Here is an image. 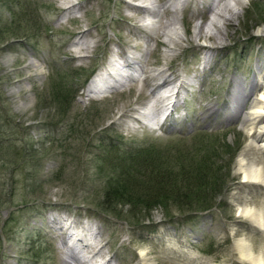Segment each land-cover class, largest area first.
Instances as JSON below:
<instances>
[{
  "label": "rangeland",
  "instance_id": "obj_1",
  "mask_svg": "<svg viewBox=\"0 0 264 264\" xmlns=\"http://www.w3.org/2000/svg\"><path fill=\"white\" fill-rule=\"evenodd\" d=\"M155 1L0 0V117L18 126L20 156L47 181L28 193L22 171L12 181L13 166L0 164V264L32 263L30 239L40 237L38 264H249L232 256L239 238L264 250V232L238 212L249 201L264 208V189L243 183L237 168L242 153L258 154L243 118L264 90V0H241L216 26L214 0H190L176 18L182 39L169 46L146 31ZM127 57L131 66L122 68ZM138 58L149 76L169 67L173 84L164 88L157 76L141 91L144 84L126 82L140 75ZM153 90L158 111L173 110L161 125L146 116ZM61 94L70 101L58 100ZM141 145L200 158L202 148L214 147L209 163L220 170L222 193L206 209H159L140 220L127 207L104 211L95 192L109 178L99 163ZM88 242L93 248L80 251Z\"/></svg>",
  "mask_w": 264,
  "mask_h": 264
},
{
  "label": "trees",
  "instance_id": "obj_2",
  "mask_svg": "<svg viewBox=\"0 0 264 264\" xmlns=\"http://www.w3.org/2000/svg\"><path fill=\"white\" fill-rule=\"evenodd\" d=\"M57 99L67 103L70 98L69 95L61 94ZM16 128L18 126L9 123L7 118L0 117V164L13 166L12 181H17V175H20L17 171H22L24 189L30 193L43 187L47 181L37 175L40 172L36 164L30 168L24 156H20L22 151L16 148L14 139ZM212 137L207 135L203 142L211 141ZM141 146L129 147L128 151L117 154L114 162L99 163L98 170L101 173L104 171V175L109 178L108 185L95 192L99 194L96 195L98 207L104 211L118 213L119 207H127L128 215L140 220L150 217L159 209L166 214L173 208L206 209L211 203L210 198L215 199L222 193L225 185L220 186V170L213 169L209 163L215 157L214 147L207 145L202 148L201 151L207 150V154L200 158L195 153L192 156L179 155L168 148ZM12 156L16 160L9 162ZM106 165L110 166L108 170ZM213 176L215 178L211 180ZM209 193L213 196L209 197ZM40 238L30 239L33 247L30 246L32 248L28 249V253L35 259L30 264H38V260L43 258L44 251L34 248L35 245L40 248Z\"/></svg>",
  "mask_w": 264,
  "mask_h": 264
},
{
  "label": "bare ground",
  "instance_id": "obj_3",
  "mask_svg": "<svg viewBox=\"0 0 264 264\" xmlns=\"http://www.w3.org/2000/svg\"><path fill=\"white\" fill-rule=\"evenodd\" d=\"M155 1V0H154ZM233 1L235 2L233 4ZM186 2H190V0H168L166 3L167 6L159 5L155 2H152V5L155 8L154 12H148L150 16L153 18H156L153 22L148 25L149 27H146V31H148L151 35H149V38L151 40H155L158 46H169L170 44L176 45L180 39H182L180 36H178L179 32L177 33V25L178 22L176 21V18H178L179 14L183 13L184 9L186 8ZM213 6H211V11L213 12L214 19H212L210 25L216 26L217 20H224L230 12H233L235 8V5H242L241 0H232L230 3L228 0H214ZM131 9L134 7L131 5L129 6ZM169 11V15H166V12ZM148 16V17H150ZM146 20L148 18L144 17ZM229 21V20H227ZM231 21V20H230ZM200 27V26H199ZM261 31V30H260ZM154 33V34H153ZM172 33V34H171ZM200 33V32H199ZM225 33L223 30L218 29L217 35H224ZM148 37V36H147ZM164 38L168 39V41ZM174 47V46H173ZM170 50L173 51L170 47ZM139 59V60H138ZM137 61L135 60L133 65L136 63H140L141 66L137 69V71L140 73V75H131V78L128 77L127 81L130 83L132 80L136 82H140L144 86L147 83V80L149 79H155L157 76L163 77V82L161 85L164 88H169L174 79H169L172 77L171 74H167L168 71L171 69L164 68L158 72H155L151 76L148 75L150 73L149 71H145V68L142 64V60L138 58ZM125 63L122 65V68L125 66V68H128L131 66V62H129L128 57L124 61ZM120 70V68H118ZM145 75V76H144ZM172 82V83H171ZM127 84V83H124ZM183 86V83L180 84V88ZM258 88H261V84L256 85ZM185 87V86H184ZM102 92L103 90L99 89ZM175 90V89H174ZM155 94V102L153 105H151L150 108H148L150 111L148 113V116L154 120L155 117V110L158 111L159 107L158 104L161 103V97L160 93L158 95L157 90H153ZM88 92L93 93L96 92L95 89H91ZM173 94H170L167 97V100L169 101L172 98ZM166 100V97H164ZM162 98V100L164 99ZM242 99V98H241ZM243 100V99H242ZM247 101V100H246ZM128 112L130 111H123L121 114V117L128 116ZM258 125V126H257ZM243 126L252 134L251 135V150L258 152L257 156L254 158L248 157L247 152L242 153L238 160H237V168L238 171L243 176V183L253 184L255 186L261 187L264 189V140L262 141V138H264V90L261 91L259 96H257L251 103L250 111L245 113V116L243 118ZM255 126L259 128V132H253ZM262 141V144L260 142ZM262 153V155L260 153ZM250 202V201H249ZM245 202V203H239L238 204V212L241 216L245 217L246 221H248L251 226L261 230L264 232V208L258 207L257 203L254 202ZM257 202V201H256ZM70 227H67V229H70ZM60 230H64V226L62 225L59 228ZM67 236L71 239L74 237L75 233L70 231L66 233ZM98 237V235H94L93 239L95 240ZM84 237L77 238L78 241H83ZM83 243V247H81V250L83 248H87L90 250V248H93L92 243ZM103 250V246L97 249V251L94 253L93 259L98 256ZM235 250L238 253H233V255L238 254L239 258L245 262H248L249 264H264V250H261V248L257 245L255 246L254 242L251 240H247L245 238H239L236 240L235 243ZM78 259V258H77ZM231 259L235 260L236 258L232 257ZM79 260V259H78ZM239 262L238 260H236ZM145 264H154L152 262L146 261Z\"/></svg>",
  "mask_w": 264,
  "mask_h": 264
}]
</instances>
